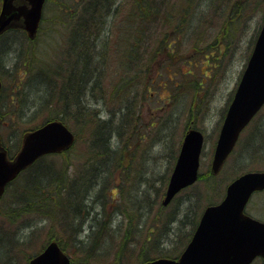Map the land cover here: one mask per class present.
I'll return each mask as SVG.
<instances>
[{
  "label": "rangeland",
  "instance_id": "rangeland-1",
  "mask_svg": "<svg viewBox=\"0 0 264 264\" xmlns=\"http://www.w3.org/2000/svg\"><path fill=\"white\" fill-rule=\"evenodd\" d=\"M61 2L62 0L48 1L39 35L35 41H29L30 37L22 36V32L7 31L0 36V79L2 89L8 97L12 95L15 86V81L9 73L13 72V64L20 54H22L21 62L29 56V53L35 54V59L43 62L41 67L47 71L64 64L65 59L54 54V45L56 41L58 46H65L69 38L74 37L73 28L68 23L73 20L72 14L76 2L68 0L65 9L60 7ZM130 2L132 0H127L124 7L118 8L119 19L111 21L108 35L104 38L107 43V57L104 63L106 69L101 80L103 88L95 91L94 96H91L93 101L96 98L101 99L102 105L94 106L104 111L118 108L117 94L114 95L117 84L115 82L119 79L118 66L126 69V65L129 64L120 65L119 62L118 65V55L121 53L115 54L112 47H116L117 42L122 40L120 37L126 35V30L120 33L124 25L120 18L125 13L130 15L128 12L133 9ZM235 3H238L239 7L234 6ZM164 5L166 9L160 16L162 26L156 31L151 46L147 51L142 50L144 54L139 62L136 60L130 62L132 68L129 76L139 72L132 85L139 88L140 121L130 125L127 133H122L123 141L119 142V165L117 164L116 168L112 166L106 174L101 172V177L97 179L101 183L98 199L106 204L98 210L117 224L126 227L129 223L128 216L133 218L132 224L137 226L140 224L137 219H140L143 213L141 211V215L138 216L130 200L139 199L141 196L139 190L144 193L147 191L146 197L151 204L150 213L142 228L132 225L133 228L138 229L133 236H122L115 243H105L103 249L112 246L111 258L102 262L98 257L93 261L89 260L87 264H118L117 261L124 263L127 259L131 260L130 264H141V261L137 260L138 251L149 243L148 237L153 236L152 231L157 232V229L162 233L166 244H171V249L177 248V252H181L178 251V247L181 246L179 248L181 249L185 245L187 240L185 237H188L191 230L192 220L199 221L205 207L219 204L225 196L228 184L247 172L264 171L263 108L243 133L221 171L216 175L211 173L213 177L209 180L205 179L210 176L215 147L226 110L264 23V0H164ZM1 7L2 0H0V11ZM136 26L137 24L135 29ZM83 35L84 39L87 34L83 32ZM171 41L172 47L167 48ZM102 48L100 44L98 51L102 52ZM9 61L11 65L8 64ZM92 63L96 65L95 61ZM18 72L21 73L19 69ZM2 75L7 79H3ZM16 110L13 104L3 112L0 120V139L4 147L17 154L24 137L22 129L28 128L30 124H27L24 118L16 116ZM53 113L49 110L40 111L31 120V125L37 128L43 126L46 124L43 123L44 120ZM191 125L202 131L205 137L199 179L203 174L205 177L201 181L198 179L194 186L181 191L167 206H164V192L185 134ZM253 130L254 139L251 135ZM75 142V148L67 156L62 154L52 157L53 162L60 167L71 166L68 173L71 178L77 172L76 166L80 165L82 160L85 163L87 157V144L83 133L79 138L76 137ZM137 174H149L153 180L152 187L141 185L137 180L139 179ZM10 199L11 197L8 196L0 200L1 211L9 209L4 203ZM120 200L121 202L118 203ZM247 209L259 220L264 221V191L253 196ZM174 211L179 213L177 215L180 217L184 212L187 213L189 219L182 222L181 226H177V223H173L171 227L163 226L165 219ZM9 222L6 215L0 214V223L4 224L6 231L12 229L8 225ZM45 225L46 231L33 241L28 251H24L17 240L20 239V244L24 246L25 240H22V237L29 234L31 229L25 228L16 234L14 237L16 244L10 248V252L3 250L7 249V246L0 245V264H28L31 258L25 259V256L36 254L40 250L47 240L48 231L53 223L50 222V227L48 224ZM85 226L82 237L90 234V224ZM179 231L181 232L177 237ZM58 233L60 230L56 225L53 234ZM181 241H183L182 245ZM73 244L65 242V245H68L67 250L65 249L66 254L70 256L72 264H84L85 256ZM122 245L127 246L123 255H121ZM157 259L160 258L154 260ZM258 261L260 263L255 262V264H262L260 259Z\"/></svg>",
  "mask_w": 264,
  "mask_h": 264
},
{
  "label": "trees",
  "instance_id": "trees-1",
  "mask_svg": "<svg viewBox=\"0 0 264 264\" xmlns=\"http://www.w3.org/2000/svg\"><path fill=\"white\" fill-rule=\"evenodd\" d=\"M67 1L68 0H62V5L60 7L65 9V4ZM72 1L76 2L74 14H72L74 22L72 20V22L68 24L71 28H73L72 30L74 32V37L77 38L79 44L71 54L72 59L70 63L72 65L74 64V66L76 65V67H79L80 65V67H86L92 72V76L94 74L98 75L99 88L102 90L103 85L100 81L102 80L103 73L106 69V64H104L100 59L102 53L98 51V35H108L109 26L112 23L111 21L113 19L115 21L120 15V12H117L120 11L118 8L124 7L127 4V0ZM86 2L87 4L85 5ZM130 4L133 5L132 11L128 12L130 15L125 13L120 18V21L124 23L120 29V33H124L126 30V35H124L123 38L120 37L122 40L117 42L118 45L116 47H112L115 54L121 53L118 55V65L119 62L120 65L121 63L129 64L126 65V69L124 67L118 66L119 79L117 82H115V84L117 83L115 85L116 87L114 86V95L117 94L116 98L118 101V108L116 110L109 111L107 119L104 120L100 117L103 109H99V107L94 106L96 104H101V99L98 100L96 98L94 100L96 102L95 104L93 98H87L88 96L90 97V95L92 96V94H90L92 89L97 87V83L94 81L93 87L91 86L87 88V81L80 82L79 85H76L77 88L74 89L76 92L73 94L74 100H71L67 93V89L73 90V85L70 84V86H66V82L64 85L60 86L56 93H51L50 99L38 102L35 100V98L39 94V91L33 89L31 84H33L35 81L38 83L39 80H42L40 79L41 77L39 78L37 75L36 78L32 79L30 75V78H28L27 74L19 73L18 67L13 66V72L9 74L12 77V80L15 81V85L18 84L15 90L16 93H13L11 98H9L7 95H5V91L2 89L0 120L3 117V112L6 110V108L13 104L14 107L17 108L15 111L16 116L24 118L25 121H27L26 123L30 125L31 120L40 111H53L54 113L47 117L43 123H47L48 121L52 120H59L65 123L74 132L76 137L78 136L79 138V136L83 133L85 143L87 144V156L89 157V162L85 161L83 167H80L81 165L79 164L76 166L77 172L72 178L68 174L71 166L63 165L60 167L59 164L53 162V156L43 157L26 171H24L22 175H20L14 182L11 183V185H9L5 193L7 196H4L5 198L8 196L11 197L10 201L6 200V203H4V205L8 206L9 209L4 210L5 212L3 215H6L10 220L8 225H10V228L12 229H8V231H6L3 226L4 224L0 223V232L4 234L0 236L13 238L16 237V234L19 231H21V229H19L20 222L16 221V223H14L12 219L15 215H20V220L28 218V215H30L33 216L35 221H38L35 224L26 226V228L31 229V232L25 235V237H22V240H25V244L23 243L24 246L20 244V239L17 240V243L23 248L24 251H28L29 248L31 249L30 245L33 243V241L39 236L43 235L44 231H46L45 224H48L50 227V222H52L53 225L48 231L47 240L37 253L41 252L50 241H56L65 251L66 247L68 246L65 245V242H68V244L74 243L73 245L78 248L85 256L84 264H87L89 260L93 261L98 257H100L98 259H101L104 262L113 255L112 246L107 248L105 247L103 249V246L106 245L105 243H115L119 237L122 236H133L138 230L137 228L132 227V225L137 226V224H132V221H134L132 217H127L129 223L126 225V227H124L120 224H117L114 220H111L112 218H109L106 214L104 215V213L98 210L101 207H105L106 204L98 199V196L100 195L99 190L101 183L97 179L102 175L101 172L104 170L109 172V169H112V166H115L116 168L117 164L119 165L120 145H118L116 148V143H119V140L123 141L122 133H127V128L130 125L132 126L138 123L140 121L139 119L141 118V115L138 114L139 88L132 85V81H134V79L136 80V76L139 72L129 76L132 68V64H130V62H132V60L139 62L140 58L143 57L142 54H144V51L149 49V46H151V43L155 37L156 31L159 30L160 26H162L160 22V16L163 14V10L166 9L164 0H132ZM234 6L239 7V4L235 3ZM101 7H104L107 10L105 16L101 20V23H99L97 12ZM131 14H133V16H131ZM136 24L137 26L135 29ZM11 31L22 32V36L25 35V37H27L26 33L21 28H15ZM83 32L90 36V44L81 43V40L84 36ZM172 44L173 43L171 41L167 45V48H171ZM21 56L22 54H20L15 61H20ZM35 58V54L33 55L32 53H29V56L22 62V68H27L28 66L27 72H29L31 70L30 66L35 61ZM92 61H95L96 65H93ZM29 62L30 64H28ZM66 63L67 62L65 60L64 64L59 66V68L64 67ZM89 65L93 66L89 67ZM38 85L40 84L38 83ZM53 86L54 85L51 82V88ZM84 98L88 99L87 102H83ZM84 121H87V123ZM30 125L28 128L22 129V136L23 134L25 135L27 132L37 128V126ZM192 128H195V126L191 125L189 129ZM105 129H111L110 133L115 130V137L111 140V148L107 145L108 141L105 140L110 135L109 131L104 138L102 137V130L105 131ZM85 133L87 135L86 137ZM251 135L254 139V130ZM103 139L105 142L101 143L100 141ZM20 144L21 142L19 145ZM6 149L8 156L11 159L14 158L16 153L8 150V148ZM69 153L70 152L64 153L63 155L66 154L67 156ZM93 161L95 162V165L91 166ZM103 174H106V172ZM52 175H54L56 182L40 189L39 186H42V183L49 181ZM137 175L139 178L137 180H139L138 182H141V185H146L148 188L152 187L153 180L149 174ZM209 175L210 176L208 177H205V174L201 175L199 181H201L204 177L207 180H209L210 177H213L211 172ZM35 187L37 188L35 189ZM67 189H74L83 193L88 191L91 192L97 197V207L91 206L87 200H79V202L73 203L72 206L70 199H81L82 195L73 197L74 195L71 194ZM139 192H141L139 199L136 201L130 199L136 208L135 211L138 216L141 215V211L147 210L146 205L149 202L148 198L146 197L147 191L144 193V191L139 190ZM4 197L2 200L5 199ZM120 202L121 200L118 201V203ZM208 202L213 204L211 201ZM177 214L179 213L174 211L169 217L165 219L163 226L171 227L173 223H177V226H181L183 224L182 222H185L187 219H189V216L185 212L181 217ZM176 219L178 220L176 221ZM137 220V222L140 223L137 226L139 228H142V224L147 221V219H144L143 214L141 218H138ZM198 222L199 221L192 220L191 230L188 233V237H185V239L187 238L185 245H183L181 249H179L181 246L178 247V251L181 250L179 253L177 252V248L171 249V244H166L159 229H157V232L153 230V236H150V238L148 237L147 239L149 243L145 244L144 247L138 251L137 260L141 261V264H145L153 261L156 258L167 257L178 259L183 248L186 247L190 241L198 225ZM87 224H90V234H87L86 237H82V233L86 228L85 225ZM56 225H58L61 234H53V230ZM180 232L181 231L177 233V237ZM170 234H168V236H170V239L173 240L171 235H174V233L171 235ZM182 242L183 241L180 242L181 245ZM83 246H87L89 249L86 250L83 248ZM126 249L127 246H121V255H123ZM100 250H103V252H100ZM37 253L26 255L25 259L33 258L35 255H37ZM130 262V259H127L124 263H119L117 261L118 264H130Z\"/></svg>",
  "mask_w": 264,
  "mask_h": 264
},
{
  "label": "water",
  "instance_id": "water-1",
  "mask_svg": "<svg viewBox=\"0 0 264 264\" xmlns=\"http://www.w3.org/2000/svg\"><path fill=\"white\" fill-rule=\"evenodd\" d=\"M46 0H2L0 36L22 27L31 39L37 35ZM2 83L0 80V97ZM264 106V24L222 125L211 165L218 174L233 151L241 132ZM75 143V135L61 121H50L24 135L22 146L10 160L0 141V198L22 172L40 158L61 154ZM204 134L190 129L184 137L170 176L163 205L199 178ZM264 190V171L243 174L226 189L220 204L207 207L188 246L178 260L160 258L148 264H264V223L244 213L252 194ZM29 264H71L55 241Z\"/></svg>",
  "mask_w": 264,
  "mask_h": 264
},
{
  "label": "bare ground",
  "instance_id": "bare-ground-1",
  "mask_svg": "<svg viewBox=\"0 0 264 264\" xmlns=\"http://www.w3.org/2000/svg\"><path fill=\"white\" fill-rule=\"evenodd\" d=\"M106 8L104 7H101L99 10H98V14H97V17H98V21L99 23H101V20L103 19V17L105 16V13H106ZM24 32L25 30L22 29ZM105 36L103 34H99L98 35V39H99V45L101 44L102 45V53L101 54V60L103 63H105V60H106V57H107V43H105ZM105 40V41H104ZM90 41V36L87 34L84 39L81 40L82 43H89ZM104 43V45H103ZM58 43L55 41V45H54V54L57 55L58 57L60 58H63L66 60V64L64 67L62 68H51L49 71L47 70H44L41 65L44 64L43 62L41 61H38V59H35V61L32 63V65L30 66L31 70L29 72L28 71V66L27 68L23 67L22 68V62L21 61H15L13 66L15 67H18V69L21 71V73H25L27 74V77L30 78L29 76L31 75L32 79L33 78H36V76L38 75V77L42 80H37L38 83L40 85H38V83H36V81L31 84L32 88L39 91V94L36 96L35 100L38 101V102H41L43 100H47V99H50V95L52 92L56 93L57 90L60 88V86L64 85L66 82V86H70L73 85V90H68L67 89V93H68V96L70 97L71 100H74L73 99V94L76 92L74 91V89L77 88L76 85H79L80 82H84V81H87V88L88 87H93L94 84H93V81L97 83V87H94L91 91L90 94H94L95 91L99 90V77L98 75L94 74L93 76L91 75L92 72L87 69L86 67H76V65L74 66V64L72 65L70 63L71 61V54L72 52L76 49L77 45L79 44L77 38L75 37H70L69 38V41L67 42V44L65 46H58L57 45ZM90 44V43H89ZM106 47V48H104ZM40 62V63H39ZM8 64H12L10 61L8 62ZM30 64V62L28 63ZM92 76V77H91ZM3 79H7L4 75H2ZM11 81V79H10ZM89 81V82H88ZM51 82L52 84L54 85L52 88H51ZM101 82V81H100ZM18 85V84H17ZM17 85L13 86V92H12V95L13 93L15 92L16 88H17ZM51 88V89H50ZM86 90V89H85ZM90 90V89H89ZM89 90H88V93H89ZM11 95V96H12ZM11 96L9 98H11ZM87 98H91V95L90 97L88 96ZM88 99H85L84 98V101L83 102H87ZM96 104V103H95ZM97 106H101L102 104H96ZM108 112L109 110H103V112L101 113V118L102 119H107V116H108ZM56 121H59V120H56ZM85 123H87V121H84ZM69 130H71L65 123H63ZM78 126V124H77ZM72 131V130H71ZM109 131V136L107 139L108 143L107 145L110 146L111 148V140L115 137V130H113L111 133V129H105V131L102 130V137L104 138L105 135L107 134V132ZM73 132V131H72ZM74 133V132H73ZM105 140H101L100 142L101 143H104ZM119 140V138H118ZM117 140V141H118ZM120 142V140H119ZM117 144L119 145V143L117 142ZM106 145V144H105ZM75 148V143L72 145V147L70 149H68L67 151H65L66 153L68 152H71L73 149ZM108 150V149H107ZM89 157L87 156L86 157V162H89ZM80 167H83L84 165V160L81 161L80 163ZM95 165V162L93 161L91 163V166H94ZM104 173L106 172V170L103 171ZM100 176V175H98ZM101 177V176H100ZM56 182V179L54 178V175H52L49 179V181L45 182V183H42V186H39V188H43V187H47L49 186L51 183H54ZM37 187H35L36 189ZM69 190V192L71 194H73L72 196L73 197H76L77 195L81 196L82 195V198L80 199H75V198H71V202H72V206H73V203H77L79 202V200H87L89 202V204L93 207H97V197L95 195H93L91 192H80V191H77V190H74V189H67ZM150 203L147 204V210L145 211H142L143 213V217L144 219H148V216H149V213H150ZM4 213V211L0 210V214ZM13 221L14 223L17 222H20L19 223V229H25L26 226L28 225H31V224H35L37 223L38 221H35L33 219V216H30L28 215V218H25V219H21L20 220V215H15L13 218ZM26 229H29V228H26ZM83 234V233H82ZM0 235H4L3 233L0 232ZM7 244V245H6ZM16 244V239L13 237H5V236H0V245H4V246H7V249H3V250H6V252H10L11 249L10 248H13V246ZM84 249H89V247L87 246H83ZM6 253V254H7ZM67 256L70 258V256L67 254ZM103 262V261H102Z\"/></svg>",
  "mask_w": 264,
  "mask_h": 264
},
{
  "label": "flooded vegetation",
  "instance_id": "flooded-vegetation-1",
  "mask_svg": "<svg viewBox=\"0 0 264 264\" xmlns=\"http://www.w3.org/2000/svg\"><path fill=\"white\" fill-rule=\"evenodd\" d=\"M246 131V129L244 130V132ZM263 192V191H262ZM262 192H257V193H262ZM257 193H254L253 195H252V197H251V199H250V201H249V203H251V200H252V198H253V196L255 195V194H257ZM249 203H248V205L247 206H249ZM245 213L248 215V216H250L251 218H253V219H256V220H259V218L257 217V216H254L253 214H251L250 212H248V209H247V207H246V209H245ZM260 222H264V221H261V220H259ZM261 260V259H260ZM258 260H256V262H257ZM259 262V261H258ZM260 263V262H259ZM261 263L263 264V261L261 260Z\"/></svg>",
  "mask_w": 264,
  "mask_h": 264
}]
</instances>
